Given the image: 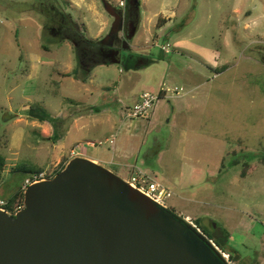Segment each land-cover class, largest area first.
<instances>
[{
    "label": "rangeland",
    "instance_id": "1",
    "mask_svg": "<svg viewBox=\"0 0 264 264\" xmlns=\"http://www.w3.org/2000/svg\"><path fill=\"white\" fill-rule=\"evenodd\" d=\"M122 1L0 0V198L31 175L13 173L16 166L50 175L72 158L71 150L82 156L85 149L132 162L143 143L138 165L163 185L162 204L200 219L210 236L216 222L242 254L232 264H250L249 258L264 264V232L251 222L264 214V0H139L136 33L121 46L123 30L117 33L121 60L94 65L81 81L72 72L75 50L60 40L48 13L68 12L101 42L115 20L109 11ZM172 12L161 26V16ZM160 88L165 96L153 114L125 116L141 92ZM30 106L47 110L52 137L42 136L41 122L27 115ZM77 110L84 114L78 130L68 115ZM154 136L162 151L143 160ZM105 166L123 179L129 175L125 165Z\"/></svg>",
    "mask_w": 264,
    "mask_h": 264
},
{
    "label": "water",
    "instance_id": "2",
    "mask_svg": "<svg viewBox=\"0 0 264 264\" xmlns=\"http://www.w3.org/2000/svg\"><path fill=\"white\" fill-rule=\"evenodd\" d=\"M109 12L115 20L104 45L121 30ZM117 53L110 62L120 61ZM158 145L141 157L154 158ZM23 194L14 214L0 209V264H228L182 216L87 157L70 158Z\"/></svg>",
    "mask_w": 264,
    "mask_h": 264
},
{
    "label": "trees",
    "instance_id": "3",
    "mask_svg": "<svg viewBox=\"0 0 264 264\" xmlns=\"http://www.w3.org/2000/svg\"><path fill=\"white\" fill-rule=\"evenodd\" d=\"M126 2V12H122V18L124 20V24L126 25L123 28L122 41L126 42L133 36V32L135 30V21L139 20V0H124ZM50 12V11H49ZM49 19L53 22L57 21V29L59 30V34H61L60 40H65L72 44L76 58L78 60V70L84 72V75L78 76V70H72L74 76L78 77L81 81H85L90 76L91 68L94 65L101 63L110 62L109 58L102 55L101 50L104 47L98 38H91L85 35V31L82 30V27L76 23V21L72 18V16L68 12H50L48 13ZM130 25V26H129ZM53 28V27H52ZM119 37L116 36L115 41H118ZM121 40V38H120ZM71 72L65 74L66 76L70 75ZM163 93V91H160ZM159 93V97L161 94ZM27 115L31 119H36L39 121H51L49 113L42 106H30L27 109ZM67 158H63L59 164V167L50 175L52 177L58 171H60L65 163L67 162ZM5 168V157L0 154V188L2 186L3 181V172ZM42 167L36 168H27L26 166H16L12 168V172H28L30 174L37 173L42 171ZM252 171V166H251ZM49 173V172H48ZM246 174V167L242 171V176ZM25 178V177H24ZM22 178V180L24 179ZM23 190L19 184V187L16 191L7 198L6 207L9 209L11 214H14L15 207L23 204ZM196 222L202 227V229L207 233L206 229L201 225L200 219H195ZM219 229V225L217 224L215 230H211V237L215 239L217 244L225 251L230 253V257L232 260L236 258V255L233 253L234 248H230L229 246V236L227 233H222L217 231ZM233 250V251H232Z\"/></svg>",
    "mask_w": 264,
    "mask_h": 264
},
{
    "label": "built area",
    "instance_id": "4",
    "mask_svg": "<svg viewBox=\"0 0 264 264\" xmlns=\"http://www.w3.org/2000/svg\"><path fill=\"white\" fill-rule=\"evenodd\" d=\"M122 4V2H120ZM162 49L167 50L166 46H162ZM168 51V50H167ZM176 94H178V88H174ZM159 98V94H154L150 91H143L136 102L126 111L125 116L130 118H138L141 116L148 115L155 103ZM101 143V142H99ZM90 145H93L89 142ZM78 152L71 150L70 155L73 157L77 155ZM46 178H50L49 174L46 170H42L37 173H33L30 176L24 178L21 189L24 190L33 182L43 180ZM125 180L132 185L133 187L139 189L148 195L151 199L156 201L157 203L163 205L162 194H163V185L157 179L151 177L144 170L137 168L136 166L132 167L131 172L125 178ZM23 207V204L15 207V212ZM0 209L10 213L9 209L6 207V201L3 198H0ZM14 212V213H15ZM11 214V213H10ZM184 218L186 223L202 238H204L219 254L220 256L228 263L232 264V259L230 257V253L228 251L223 250L215 241L213 237H211L208 233H206L202 227L196 222L194 218L189 215H180Z\"/></svg>",
    "mask_w": 264,
    "mask_h": 264
},
{
    "label": "crops",
    "instance_id": "5",
    "mask_svg": "<svg viewBox=\"0 0 264 264\" xmlns=\"http://www.w3.org/2000/svg\"><path fill=\"white\" fill-rule=\"evenodd\" d=\"M174 15V12H172V13H170L169 15H166V16H161L162 17V24H161V26L163 25H165V24H167V22H169V20L171 19V17ZM140 23H141V18H140V21H139V25L135 28V30H134V32H133V36H134V34L136 33V31H137V29H138V27L140 26ZM148 23H150V19H149V22ZM155 26H157V23L155 24ZM101 30H102V28L99 30V33L101 32ZM95 38H97V37H95ZM197 49H200V48H197ZM131 58H129V60H130ZM149 61L147 60V59H141V61L139 62V64L140 63H145V64H147ZM160 91H163V93H160ZM142 93V92H141ZM158 93H160L161 94V96H165V90H163L162 88H160V90H159V92ZM139 97V96H138ZM138 100V98L134 101V102H136ZM155 105H156V103H155ZM155 105L153 106V108H152V110H151V112H150V115L151 114H153L154 113V111H155ZM95 109H96V111H99V109L97 108V107H95ZM66 114V113H65ZM70 114V115H69ZM68 115H69V118L71 119V122L72 123H74V127H75V129L76 130H78V129H81V128H83V124L82 125H78V123L83 119V116H84V114H83V112H81V110H77L76 112H74L73 114H71V113H68ZM87 116H88V113H87ZM41 123H40V125H41V127H42V130H41V134H42V136H44V137H52L53 135H54V128H53V126H52V124L51 123H49L48 121H40ZM64 131H62L60 134H59V140H61L62 142V146H63V148H64V146H65V141H66V138H67V134L69 133V129L68 128H65V129H63ZM152 140H155V142H158V152H157V154L155 155V157L154 158H157L158 156H159V154H160V152L162 151V145H163V143H161L159 140V137L158 136H154V138L152 139ZM89 141V140H88ZM66 143H67V141H66ZM142 148H143V143L142 144H140V146H139V148L137 149V151L136 152H134V155H135V158H134V160L132 161V162H129V161H120V160H118V161H116V159H115V156H113L112 154L109 156V157H106L105 155H103L102 153H97V151H94V152H92V154L91 155H88V152L86 151V149H85V153H83L82 154V156H84V157H87V158H89V159H92V160H94V161H96V162H98V163H100V164H103L104 166H105V164H118V165H125V166H127V167H129L130 168V171L128 170V172L130 173L131 172V170H132V167L133 166H136L137 168H140V169H142L143 170V168L141 167V166H139L138 165V156H139V153H140V151L142 150ZM62 154H67V152H62L59 156H62ZM142 158V157H141ZM143 159V158H142ZM144 160V159H143ZM147 161V160H146ZM108 168V167H107ZM145 171V170H144ZM247 175V174H246ZM245 175V176H246ZM243 177V176H242ZM182 215H184V214H182ZM259 218H261V217H259ZM242 219H239L238 221H241ZM249 222V221H248ZM251 222H253L254 224L255 223H257L258 225H260L261 226V228H262V232H264V214H263V217H262V219H256V217H252V221ZM250 224V227H252L253 228V226H254V224ZM264 235V234H263ZM262 238V239H261ZM260 240H261V242L262 241H264V238H263V236H261L260 237ZM230 248H234V251H233V253L236 255V258L234 259V261H236V259H238L242 254L240 253V251H239V249H238V247H235L233 244H230V246H229ZM250 259V264H253V263H256V261H253L251 258H249ZM249 261V260H248Z\"/></svg>",
    "mask_w": 264,
    "mask_h": 264
},
{
    "label": "flooded vegetation",
    "instance_id": "6",
    "mask_svg": "<svg viewBox=\"0 0 264 264\" xmlns=\"http://www.w3.org/2000/svg\"><path fill=\"white\" fill-rule=\"evenodd\" d=\"M122 12H126V2L125 1H122V4H120V9L117 11V14L121 18V21H120L121 30H123V28L126 26L124 24V20L122 18ZM116 36L114 37L113 44L112 45H108V44L104 45L103 49L101 50V53H102V55L109 57L108 54H110L111 52H113L115 50H118L117 57L119 60H121V56L119 54V48H120L121 44L124 43V41L120 40L121 42H120V46H119L118 41L117 42L115 41ZM124 59H126V58L124 57ZM153 143L156 144L155 140H152L151 144H153ZM215 229H216V227L214 229H210V230L213 231Z\"/></svg>",
    "mask_w": 264,
    "mask_h": 264
}]
</instances>
